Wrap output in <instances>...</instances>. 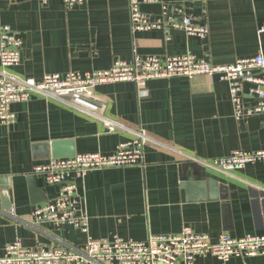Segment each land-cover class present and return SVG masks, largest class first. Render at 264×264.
<instances>
[{
	"label": "crops",
	"instance_id": "0c3cea01",
	"mask_svg": "<svg viewBox=\"0 0 264 264\" xmlns=\"http://www.w3.org/2000/svg\"><path fill=\"white\" fill-rule=\"evenodd\" d=\"M158 26L135 31L130 0H0V27L21 41L9 73L40 81L108 70L116 61L191 55L212 65L264 56V0H135ZM189 18L205 38L176 23ZM1 71V65H0ZM33 95L15 103L12 125H0V256L19 240L25 248L82 250L86 235L70 226L34 224L35 208L55 200L58 187L33 174L35 164L83 153L110 154L145 134L141 164L75 178L94 239L145 241L190 229L214 242L221 236L264 235V163L228 174L205 167L234 151L264 150V115L236 118L228 85L218 77H176L97 87L90 115L69 100ZM242 103L255 104L244 87ZM104 121L123 127L109 132ZM56 145L60 155L53 157ZM197 166V167H194ZM194 264H223L199 257ZM225 264H264V255Z\"/></svg>",
	"mask_w": 264,
	"mask_h": 264
},
{
	"label": "built area",
	"instance_id": "2783aa9c",
	"mask_svg": "<svg viewBox=\"0 0 264 264\" xmlns=\"http://www.w3.org/2000/svg\"><path fill=\"white\" fill-rule=\"evenodd\" d=\"M130 25L135 31L156 28L139 10V4L130 0ZM187 35L205 38L206 27L183 18L176 23ZM264 33V26L258 30ZM21 41L8 26L0 27V125L15 122L11 106L29 101L33 95L48 97L88 113L95 114L98 107L93 102L97 87L116 83H133L143 88L153 79L196 76H216L228 85L229 96L236 118L264 115V56L241 59L232 65H212L191 55L180 57H141L134 55L131 61H116L104 71L86 73L70 72L64 76L44 75L40 81L22 79L9 69L20 62ZM244 87L255 104L246 107L242 103ZM109 132L122 126L104 121ZM137 138L119 144L110 154L83 153L71 158L50 159L33 166V174L41 176L49 186H57L55 200L37 207L32 213L33 223L54 227L70 226L86 235L82 250L50 247L29 249L16 240L4 248L0 264H194L199 257H212L225 264L232 258L264 255V235H245L238 238L221 236L212 241L205 234L184 229L178 234L149 235L145 241L125 240L119 237L94 239L89 235L88 218L76 193L75 178H84L92 171L123 168L141 164L143 149L149 138L142 133ZM264 163V150L256 152L234 151L228 157L201 165L228 174L247 165Z\"/></svg>",
	"mask_w": 264,
	"mask_h": 264
},
{
	"label": "water",
	"instance_id": "95a60500",
	"mask_svg": "<svg viewBox=\"0 0 264 264\" xmlns=\"http://www.w3.org/2000/svg\"><path fill=\"white\" fill-rule=\"evenodd\" d=\"M53 151H54V154H53V157L54 158H58V157H71L73 154H67V155H60L59 153H57V150H56V145L53 146ZM194 167H197L194 165Z\"/></svg>",
	"mask_w": 264,
	"mask_h": 264
}]
</instances>
